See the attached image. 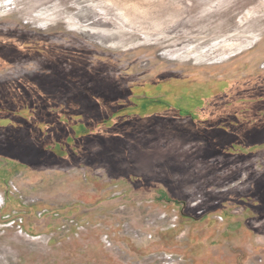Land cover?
Here are the masks:
<instances>
[{
	"label": "rangeland",
	"instance_id": "1",
	"mask_svg": "<svg viewBox=\"0 0 264 264\" xmlns=\"http://www.w3.org/2000/svg\"><path fill=\"white\" fill-rule=\"evenodd\" d=\"M258 77L264 0H0V264H264V135L195 110Z\"/></svg>",
	"mask_w": 264,
	"mask_h": 264
},
{
	"label": "flooded vegetation",
	"instance_id": "2",
	"mask_svg": "<svg viewBox=\"0 0 264 264\" xmlns=\"http://www.w3.org/2000/svg\"><path fill=\"white\" fill-rule=\"evenodd\" d=\"M23 80L24 79H22V81ZM263 82L264 81L261 78H259V77L256 78L255 80H252V81L251 80L244 81L243 84H245V85L243 87L251 86L252 87L251 90H252V92H254L253 95H248L247 98H250V99H248L246 101H244V100L242 101L240 99L241 95H238V96L229 95L226 92V89L224 91L221 90L220 94L214 96L213 98L212 97L211 98L207 97L205 99H201L200 97H196L195 100L197 102L195 101V103L198 104V101L200 103L198 105H196L195 110L196 109L200 110L201 108H205V106H204L205 104L204 103H208L207 106H208V108H209L211 113L213 111V112H215V114H218L220 116H224V117H226L228 119H232V122H234V127H228L229 131H227V133L230 134V135L232 134V135L239 136L243 132H247L246 133L247 135H253L254 134L253 130H255V132H257L260 135H264V126H263L264 125V119L261 121V120H258V118L256 116L252 115L254 112H258V111H263L264 110V100L260 99V98L263 97V94H264V83ZM219 84H221V83H217L216 86L218 87V89H221L222 87H219L220 86ZM226 84H228V83H226ZM216 91L217 90L213 91V93L216 92ZM15 98L16 97H14V99ZM184 99H182L180 101H184ZM33 100H36V102L40 103V104H42V103L54 104L53 98L49 97V99L47 100V99H45V97H43V95H41L39 93L36 95V97L35 96L33 97ZM254 100H256L255 102H257L256 105L252 104L250 107H247V106L243 105L244 102L250 103V102H253ZM261 105H263V106H261ZM243 106L245 108H243ZM51 109L55 110L53 108H51ZM241 109H244V112H240ZM180 110H182V109H180ZM0 111L8 112V113H10V112L16 113V111L4 110V109H1V108H0ZM240 113H244V115L242 114V116H240ZM115 114H117V113H115V112L112 113V117H114ZM192 115H194V113H192ZM217 119H220V118H217ZM245 120H249L250 123H251L250 132H249V130L247 128H245L244 130H239V128H236V124L241 123V122H243ZM97 123H99V122H97ZM97 123L93 124V125H89L86 128V130H89L90 128H93V126L94 127L95 126L98 127L99 125ZM102 125H104V124H102ZM65 136H67V134ZM63 140L64 139H62V141ZM73 140L76 141V139H73ZM63 143H64V141H63ZM262 145H264V144H260V146H262ZM74 146H76V145H74ZM66 149H71V145L64 143V145L61 147V150H66ZM4 157L5 158L8 157L9 161L12 163L11 165H13V166H17V164L19 166H26L27 165L25 162H23L21 160H18L16 158H10L9 156H4Z\"/></svg>",
	"mask_w": 264,
	"mask_h": 264
},
{
	"label": "built area",
	"instance_id": "3",
	"mask_svg": "<svg viewBox=\"0 0 264 264\" xmlns=\"http://www.w3.org/2000/svg\"><path fill=\"white\" fill-rule=\"evenodd\" d=\"M4 204V197L0 194V206ZM177 215H167L166 213H158L154 217H148L145 222V229L143 231H138L136 229H132L128 224L123 226L124 232L131 235L134 238L145 237L148 239H152L154 233L156 231H163L166 227H174L177 223ZM81 232L85 229L80 228ZM79 229V230H80ZM101 242L105 249L108 251L119 252V249L115 246L112 240L108 235H102ZM158 264H180L181 262L174 255L169 253H162L156 259ZM136 264H149L145 261H138Z\"/></svg>",
	"mask_w": 264,
	"mask_h": 264
},
{
	"label": "trees",
	"instance_id": "4",
	"mask_svg": "<svg viewBox=\"0 0 264 264\" xmlns=\"http://www.w3.org/2000/svg\"><path fill=\"white\" fill-rule=\"evenodd\" d=\"M188 89H184V88H181V90L180 91H178V93L179 92H184V93H181L179 96L181 97V98H185V97H187L186 95L189 93V92H186ZM177 94V93H176ZM189 98V97H188ZM205 98H207V97H205ZM205 98H202V99H205ZM205 105H208V103H204ZM191 107H192V105H190ZM173 108V110H175V111H177V112H179V113H181V112H184L183 110H180V109H177V108H175V107H171V106H167L165 109H167L168 111L170 110V109H172ZM188 112L186 113L188 116H191L192 115V113H194V112H191L189 109L187 110ZM112 116V115H111ZM111 116H109L107 119H105V120H103V121H100L99 123H97L98 125H102V124H106L110 119H111ZM96 128V126L94 127L93 126V128H90L89 130H91L92 132L94 131V129ZM92 135H95V133H92Z\"/></svg>",
	"mask_w": 264,
	"mask_h": 264
},
{
	"label": "crops",
	"instance_id": "5",
	"mask_svg": "<svg viewBox=\"0 0 264 264\" xmlns=\"http://www.w3.org/2000/svg\"><path fill=\"white\" fill-rule=\"evenodd\" d=\"M247 81H249V79L247 80ZM232 83H234L235 85L234 86H228V87H226V92L229 94V95H231V96H238V95H245V94H247V95H253L254 94V92H252V90H251V86H249V87H243L242 88V90L241 91H239V90H236V87H237V84L238 83H236V82H228V84H232ZM245 88H247L246 90H245ZM246 91V92H245Z\"/></svg>",
	"mask_w": 264,
	"mask_h": 264
}]
</instances>
